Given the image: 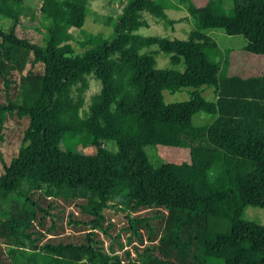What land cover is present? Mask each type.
<instances>
[{"label": "trees", "instance_id": "trees-1", "mask_svg": "<svg viewBox=\"0 0 264 264\" xmlns=\"http://www.w3.org/2000/svg\"><path fill=\"white\" fill-rule=\"evenodd\" d=\"M31 1H40L42 21L48 24L42 44L15 31L19 14ZM86 1L0 0V16L12 22L9 34L0 33V129L7 119L21 128L14 155L3 164L0 193H12L25 182L82 190L96 201L83 244L45 245V255L18 249L21 261L134 264L129 252L107 254L92 237L102 220L99 212L113 200L126 212L124 229L128 242L137 241L133 250L138 264H183L186 257L264 264V224L243 216L245 209L264 211V0H111L123 2L111 34H86L79 47L88 50L66 55L59 46L72 41L71 31L82 27ZM221 1L240 3L242 13H228ZM176 7L198 22L185 40L132 33L148 26L140 13L165 20V11ZM209 30L240 36L245 45L225 48L221 62H212L209 53L216 46L205 34ZM153 45L174 60L180 58L184 72L170 75L155 69L142 52ZM26 65L32 77L24 82ZM88 76L100 88L85 112L71 92L86 86ZM205 87L214 89V101L202 96ZM183 88L190 89L186 101H163V92ZM195 115L213 121L196 127ZM76 132L90 136L94 154L60 149L62 137ZM104 142H112L114 151ZM156 145L189 149V164L152 168L144 149ZM218 196L227 209L237 206L234 217L209 210L210 200ZM155 220L157 227L150 224ZM4 226L16 235V221ZM70 249L83 257L58 259Z\"/></svg>", "mask_w": 264, "mask_h": 264}, {"label": "rangeland", "instance_id": "rangeland-1", "mask_svg": "<svg viewBox=\"0 0 264 264\" xmlns=\"http://www.w3.org/2000/svg\"><path fill=\"white\" fill-rule=\"evenodd\" d=\"M219 5L228 13L240 15L242 5L237 2L221 1ZM123 2H113L111 0H87L85 4V17L80 29L72 30V41L59 46V49L66 55L75 56L84 53L88 47L80 48L79 42L86 34L100 35L107 38L111 34V23L123 11ZM40 1H31L19 14V24L16 26V33L19 37L25 38L30 42L42 44V38L47 33L48 24L42 21L39 12ZM166 19H157L148 13H140V17L146 21L147 27L133 31V34L141 37H153L160 41L163 40H185L189 33L198 26L197 20L188 15L183 8L176 7L165 11ZM200 25V24H199ZM12 29L11 20L0 16V33L9 34ZM214 43L209 53V60L220 63L222 51L225 48L242 49L245 41L240 36H226L218 30H209L205 32ZM3 50L2 39L0 38V53ZM145 55L152 58L154 68L158 70H167L170 75L183 73L185 68L183 61L179 58H172L173 55L160 50L157 45H153L142 51ZM235 63L238 60L235 59ZM28 65L22 71L24 82L32 77L27 74ZM26 84V83H25ZM100 85L91 77L86 78V86L80 88L73 87L71 97L73 101L78 98L81 100V108L87 110L94 96L99 92ZM214 89L205 87L202 89L204 99L214 101ZM190 89L183 88L176 92H163V101L167 104L186 101L189 98ZM82 116V111L80 112ZM213 121V117L206 115H195L193 124L196 127H207ZM25 123L26 120L24 119ZM21 134V128L12 120H5L0 129V175L3 173V164H7L14 155L16 141ZM104 147L114 151L112 142H104ZM60 149L83 155L94 154V147L91 144V138L85 133H68L60 141ZM148 163L152 168L163 164L186 165L189 164V149L174 148L167 146H149L144 149ZM232 197L228 194V197ZM225 199L220 196L214 197L209 202V210L222 216L234 217L237 212V206L227 209L224 206ZM96 204L91 194L82 190L73 191L67 188H46L37 185H28L21 182L18 188L12 193H0V264H26L21 261L18 255L19 250H26L46 254L44 246H75L84 243V235L90 231V221L95 216L93 208ZM123 206L120 201H109L99 212L102 216L100 226L95 228L92 237L103 244V252L107 254L117 253L123 256L125 251L130 253V258L134 264L135 260L133 245L137 241L133 238L128 242V232L124 229L127 225L125 217L126 212L122 211ZM243 216L246 219L254 220L264 224V211L261 209H245ZM28 220L27 226L23 222ZM16 221L14 228L15 236L4 226L6 223ZM153 227H157V221H151ZM145 228H141V233L145 235ZM14 239L22 241L20 245H15ZM17 246V247H16ZM65 250L59 254L61 261H77L83 257L78 251ZM183 264H223L222 260L215 258L202 259L194 261L191 257Z\"/></svg>", "mask_w": 264, "mask_h": 264}]
</instances>
